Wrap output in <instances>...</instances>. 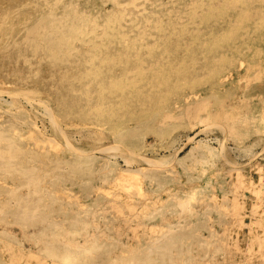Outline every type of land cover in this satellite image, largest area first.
<instances>
[{"label":"rangeland","instance_id":"374dc122","mask_svg":"<svg viewBox=\"0 0 264 264\" xmlns=\"http://www.w3.org/2000/svg\"><path fill=\"white\" fill-rule=\"evenodd\" d=\"M132 1L0 0V264H50L35 238L63 256L93 240L117 264L124 249L153 254L154 245L172 258L154 264H264V0ZM47 7L58 32L36 49ZM62 13L83 15L75 26L89 36L64 39ZM26 34L38 35L33 45ZM61 35L60 48L52 41ZM127 170L137 185L116 187ZM196 188L202 195L188 204ZM29 205L34 218L10 215ZM43 217L63 223V234L54 239L49 226L41 235Z\"/></svg>","mask_w":264,"mask_h":264},{"label":"bare ground","instance_id":"6f19581e","mask_svg":"<svg viewBox=\"0 0 264 264\" xmlns=\"http://www.w3.org/2000/svg\"><path fill=\"white\" fill-rule=\"evenodd\" d=\"M59 1V0H58ZM134 1V0H133ZM132 1V2H133ZM225 1V0H224ZM243 1V0H242ZM55 2H56V0H55ZM104 2V1H103ZM131 2V3H132ZM228 2V1H227ZM261 2V1H260ZM54 3V2H53ZM116 3V2H115ZM127 3V2H126ZM188 3H190V2H188ZM199 3V2H198ZM208 3V2H207ZM217 3V2H216ZM129 4V3H128ZM191 4V3H190ZM195 4V3H194ZM203 4V3H202ZM54 5V4H53ZM75 6L77 5V4H74ZM210 5V4H209ZM212 5V4H211ZM231 5V4H230ZM250 5H251V3H250ZM259 5V4H258ZM72 6V5H71ZM155 6V5H154ZM194 6H196V5H194ZM235 6V5H234ZM252 6V5H251ZM254 6V5H253ZM65 8L67 9L68 8V6L66 7V5H65ZM106 8V7H105ZM104 8V9H105ZM190 8V7H189ZM198 8V7H197ZM229 8V7H228ZM238 8H239V6H238ZM41 9H43V8H41ZM143 9V8H142ZM188 9V8H187ZM210 9V8H209ZM47 12L42 16V20H40V26H39V28H42V33H37V34H39V38H38V40H37V42H36V44L34 45V47L36 48V49H38V47L40 46V44L42 43V41H44V40H46V42H48V43H50V32L51 33H53V31L56 29V27L58 28V21H55L54 20V18H53V16L54 15H52L51 14V12H50V8H48L47 7ZM64 10V9H63ZM70 10V9H69ZM191 10V9H190ZM189 10V11H190ZM204 10V9H203ZM203 10H201V12L203 11ZM215 10V9H214ZM228 10V9H227ZM241 10V9H240ZM66 11V10H65ZM71 11V10H70ZM125 11V10H124ZM186 11V10H185ZM211 11H212V9H211ZM168 12H169V10H168ZM167 12V13H168ZM191 12V11H190ZM209 12H210V10H209ZM87 13V12H86ZM98 13V12H97ZM170 13V12H169ZM200 13V12H199ZM80 14V13H79ZM79 14H78V17H76V18H73L71 15H69L68 13L67 14H65V15H63V13L61 14V16H62V20H63V22H65V25L67 26V28L69 27V30H68V32H67V35H65V37H64V39H66V38H68V37H71V38H73V39H77V38H81V37H87V36H89V34H90V32L92 31V29L90 30L89 28H82V27H78V26H75V23L76 22H78V21H83L85 18H84V16L83 15H80L79 16ZM192 14V13H191ZM201 14V13H200ZM228 14V13H227ZM236 14V13H235ZM86 15V14H85ZM88 15V14H87ZM121 15V14H120ZM169 15V14H168ZM224 15V14H223ZM263 15V14H262ZM3 16V15H2ZM60 16V17H61ZM96 16H98V15H96ZM127 16V15H126ZM135 16V15H134ZM190 16V15H189ZM196 16V15H195ZM209 16V15H208ZM212 16V15H211ZM220 16V15H219ZM218 16V17H219ZM57 17V16H56ZM94 17V16H93ZM92 17V18H93ZM116 17V16H115ZM122 17V16H121ZM205 17H207V16H205ZM204 17V18H205ZM213 17V16H212ZM262 17V16H261ZM118 18H120V17H118ZM190 18H192V17H190ZM201 18V17H200ZM87 19H89L88 18V16H87ZM115 19V18H114ZM218 19V18H217ZM225 19H227V18H225ZM117 21H118V19H116ZM144 20H146V19H144ZM190 20V19H189ZM193 20V19H192ZM212 20H214V19H212ZM114 21V20H113ZM250 21H251V19H250ZM91 22V21H90ZM107 22V21H106ZM37 23H38V21H37ZM112 23H114V22H112ZM131 23V22H130ZM155 23V22H154ZM223 23V22H222ZM61 24V23H60ZM186 24H188V23H186ZM37 25V24H36ZM63 25V24H62ZM95 25V24H94ZM93 25V27H95ZM180 25V24H179ZM61 26V25H60ZM64 26V25H63ZM197 26V25H196ZM65 27V26H64ZM155 27V26H154ZM183 27V26H182ZM225 27V26H224ZM109 28V27H108ZM113 28H114V26H113ZM156 28V27H155ZM34 29V28H33ZM32 29V30H33ZM181 29V28H180ZM26 30H28V28L26 29ZM39 30V29H38ZM37 30V31H38ZM59 30V29H58ZM61 30V29H60ZM107 30V29H106ZM115 30V29H114ZM190 30V29H189ZM199 30V29H198ZM29 31V30H28ZM181 31H182V29H181ZM32 32V31H31ZM55 32H56V30H55ZM58 32V31H57ZM56 32V33H57ZM61 32V31H60ZM105 31H103V33H104ZM194 32V31H193ZM192 32V33H193ZM27 34H28V32H26ZM64 33V32H63ZM107 33V32H106ZM198 33V32H197ZM27 34H26V36H27ZM35 35V36H27L26 37V40H25V42L28 44V45H33L34 43H35V41H36V36H38V35ZM41 34V35H40ZM104 35V34H103ZM212 35V34H211ZM210 35V36H211ZM62 36V35H61ZM81 36V37H80ZM164 36V35H163ZM99 37V36H98ZM140 37V36H139ZM168 37H169V35H168ZM60 39L59 40H54V41H52V43L53 44H57L58 42H60L62 39H63V36L62 37H59ZM62 38V39H61ZM97 38V37H96ZM115 38V37H114ZM55 39H57V37L55 38ZM68 39H70V38H68ZM67 39V41L69 42V40ZM93 39V36L91 37H88V39H85V41L86 42H88V41H91ZM126 40V39H125ZM151 40V39H150ZM82 41V40H81ZM152 41V40H151ZM62 42V41H61ZM73 42V41H72ZM97 43V42H96ZM113 43V42H112ZM67 44V42L65 43V45ZM70 44V43H69ZM100 44V43H99ZM58 45H60V48H61V44H59L58 43ZM152 45V44H151ZM156 45V44H155ZM67 46V45H66ZM145 46V45H144ZM65 47V46H64ZM152 47V46H151ZM163 47V46H162ZM102 49H104V48H102ZM150 49V48H149ZM74 50V49H73ZM99 50V49H98ZM138 51V50H137ZM59 52H60V50H59ZM89 53V52H88ZM64 54V53H63ZM69 54V53H68ZM61 58V57H60ZM78 59V58H77ZM90 59H91V57H90ZM141 59V58H140ZM163 60V59H162ZM67 61V60H66ZM143 62V61H142ZM168 62V61H167ZM179 62V61H178ZM69 63V62H68ZM87 63V62H86ZM165 63H166V61H165ZM163 65V64H162ZM179 65V64H178ZM172 66V65H171ZM170 67V66H169ZM174 68V67H173ZM88 69V68H87ZM141 69V68H140ZM139 69V70H140ZM156 69H158V68H156ZM155 70V69H154ZM166 70H168V68L166 69ZM95 71V70H94ZM170 71V70H169ZM143 72V71H142ZM155 72H157V71H155ZM138 73V72H137ZM97 75V74H96ZM150 75V74H149ZM155 75V74H154ZM226 76V75H225ZM135 77V76H134ZM157 77V76H156ZM133 79V78H132ZM149 79H151V77L149 78ZM142 81V80H141ZM139 82V81H138ZM161 82V81H160ZM226 83V82H225ZM180 85V84H179ZM128 86V85H127ZM114 87V86H113ZM117 87V86H116ZM115 87V88H116ZM118 88V87H117ZM150 88V87H149ZM154 88V87H153ZM174 88V87H173ZM190 88V87H189ZM70 89V88H69ZM39 91H41V90H39ZM80 91V90H79ZM42 92V91H41ZM41 92H39V93H41ZM154 95V94H153ZM251 95V94H250ZM164 96V95H163ZM148 97V96H147ZM1 98V97H0ZM208 99V98H207ZM158 100V99H157ZM205 100H206V98H205ZM159 101V100H158ZM157 101V102H158ZM207 102V101H206ZM208 102H209V100H208ZM210 102H212V99L210 100ZM233 104V103H232ZM116 105H118V104H116ZM102 106V105H101ZM18 108V107H17ZM19 109V108H18ZM14 111V110H13ZM223 111V110H222ZM186 116V115H185ZM200 116V115H199ZM180 117V116H179ZM159 118V117H158ZM183 118V117H182ZM26 119V118H25ZM231 119V118H230ZM229 119V120H230ZM176 120H177V118H176ZM24 122V121H23ZM229 123H230V121H228ZM165 124H166V122H165ZM191 124V123H190ZM195 124H198V125H209V124H205V122H203V121H201V120H198ZM35 125V124H34ZM73 125V124H72ZM236 126V125H235ZM234 126V128H236ZM226 127H228V126H226ZM230 127V126H229ZM232 127V126H231ZM34 128V127H33ZM161 128V127H160ZM233 128V129H234ZM243 128V127H242ZM168 129V128H167ZM166 129V130H167ZM14 130V129H13ZM235 130V129H234ZM15 131V130H14ZM165 131V130H164ZM262 131V130H261ZM228 134H229V137H232L233 139H235L236 141H238V139H237V137H236V135H235V131H233V130H229L228 129ZM37 133V132H36ZM237 133V132H236ZM263 133V132H262ZM159 134V133H158ZM162 134V133H161ZM164 134V133H163ZM238 134V133H237ZM241 134H242V132H241ZM247 134V133H246ZM1 137H3V135H1ZM31 137V136H30ZM29 137V138H30ZM32 137H35V136H33L32 135ZM4 138H6V139H8V138H10V137H3L2 139H4ZM21 138V137H20ZM24 138V137H23ZM37 138V137H36ZM35 138V139H36ZM241 138V137H240ZM1 139V138H0ZM11 139V138H10ZM14 138H12V140H13ZM38 140H36V141H34V144H37L38 142H40L39 141V135H38V138H37ZM43 139V138H42ZM111 139V138H110ZM122 140V139H121ZM43 141H44V139H43ZM42 141V142H43ZM197 141V140H196ZM19 142V141H18ZM50 141H48V143H49ZM58 142V141H57ZM11 143V140H7L6 141V143L5 144H7V145H5L6 146V149L7 150H5L6 151V153L7 152H11V151H13V148L11 149L10 148V150H9V148H7L8 146H9V144ZM41 143V142H40ZM107 143V142H106ZM42 144V143H41ZM16 145V144H15ZM27 145V144H26ZM42 145H44V142H43V144ZM72 145V144H71ZM71 145H69L70 147H71ZM220 146L218 147V148H216V152H217V154H219V155H223V153L225 152H227L228 150H229V148H228V146L226 147L225 146V144H219ZM36 146H38V145H36ZM50 146H51V143H50ZM58 146V145H57ZM34 147H35V145H34ZM33 147V148H34ZM55 147V146H54ZM65 147V146H64ZM2 148H4V145H3V147ZM36 148H39V147H36ZM51 148V147H50ZM73 148V147H72ZM227 148H228V150H227ZM35 149V148H34ZM41 149H43L42 148V146H41ZM47 149V148H46ZM16 150V149H15ZM18 150V149H17ZM32 150V149H31ZM20 151H22L21 149H20ZM25 150H23V152H24ZM48 151V150H47ZM47 151L46 152H44V153H47ZM72 151V150H71ZM76 151V150H75ZM2 152H4V149H1L0 150V157H3L4 156V153L2 154ZM27 152V151H26ZM34 152V151H33ZM145 152V151H144ZM37 153V152H36ZM108 153V152H107ZM111 153V152H110ZM113 153V152H112ZM123 153V152H122ZM213 153H214V151H213ZM32 154V153H31ZM212 153H211V151H209V153H208V156L206 155V158L204 159V161H205V163L206 162H208V161H210V155H211ZM81 155V154H80ZM80 155H76L75 157L76 158H80ZM21 156V155H20ZM83 156V155H82ZM86 156V155H85ZM92 156L91 155H88V156H86L85 158H87V159H90ZM95 157H96V155H95ZM125 157V156H124ZM213 157H214V155H213ZM10 159V158H9ZM92 159V158H91ZM34 160V159H33ZM79 160V159H78ZM17 161V160H16ZM57 161V160H56ZM80 161V160H79ZM127 161V160H126ZM19 162V161H18ZM21 162V161H20ZM82 162V161H81ZM84 162V161H83ZM82 162V163H83ZM90 162V161H89ZM66 163H67V161H66ZM116 163V162H115ZM58 164V163H57ZM80 164V163H79ZM85 164V163H84ZM231 164H232V162H231V160L230 159H226L225 160V162H224V165H225V167H227V168H229L230 166H231ZM27 165V164H26ZM18 166H20V165H18ZM66 166V165H65ZM72 166H74V165H72ZM115 166V165H114ZM234 166V165H233ZM9 167H11V166H9ZM68 167V166H67ZM66 167V168H67ZM85 167V166H84ZM148 167V166H147ZM232 167V166H231ZM29 168V167H28ZM51 168H52V166H51ZM54 168V167H53ZM56 168H57V166H56ZM63 168V167H62ZM62 168H59V169H62ZM86 168H88V167H86ZM13 169V168H12ZM15 169V168H14ZM34 169V168H33ZM55 169V168H54ZM78 169H79V167H78ZM120 169V168H119ZM126 169V168H125ZM134 169V168H133ZM140 169V168H139ZM1 170V169H0ZM51 170V169H50ZM70 170V169H69ZM80 170V169H79ZM14 171V170H13ZM25 171V170H24ZM27 171V170H26ZM65 171V170H64ZM73 171V170H72ZM126 171V170H125ZM128 171V170H127ZM137 170H130V172L128 171V173H127V175L126 176H124V175H121L120 177H118V178H116L115 179V181H116V184H115V182L113 183V184H115V186L116 187H118V186H120V187H122L123 188V186L122 185H124V186H130V188H131V186H133L134 184H135V182H136V180H138L139 179V176H138V172H136ZM139 171H141V170H139ZM29 172V171H28ZM34 172V175H35V172L36 171H33ZM44 172H46V171H44ZM50 172V171H49ZM66 172V171H65ZM64 172V173H65ZM107 172V171H106ZM124 172V171H123ZM17 173V172H16ZM23 173V172H22ZM31 173V172H30ZM42 173H43V171H42ZM51 173V172H50ZM50 173H48V174H50ZM63 173V174H64ZM86 173V172H85ZM121 173V172H120ZM119 173V174H120ZM238 173V172H237ZM29 174V173H28ZM27 174V175H28ZM51 174H53V173H51ZM75 174V173H74ZM103 174V173H102ZM107 174V173H106ZM14 175V174H13ZM44 175V174H43ZM45 175H46V173H45ZM44 175V176H45ZM97 175V174H96ZM141 175H143V174H141ZM37 176V175H36ZM35 176V177H36ZM39 176V175H38ZM43 176V177H44ZM52 176H54V175H52ZM102 176V175H101ZM144 176V175H143ZM142 176V177H143ZM48 177V176H47ZM150 177H153V176H150ZM40 178V177H39ZM42 178V177H41ZM49 178V177H48ZM57 178V177H56ZM101 178V177H100ZM103 178V177H102ZM33 179V178H32ZM59 179V178H58ZM104 179H105V177H104ZM114 179V178H113ZM113 179H111V181L113 180ZM38 180V179H37ZM46 180V179H45ZM143 180V179H142ZM32 181V180H31ZM33 181H34V179H33ZM40 181H42V180H40ZM52 181V180H51ZM54 181V180H53ZM102 181V180H101ZM100 181V182H101ZM35 182V181H34ZM34 182H32V184L34 183ZM41 183H43V181L41 182ZM49 183V182H48ZM47 183V184H48ZM36 184V183H35ZM252 184V183H251ZM31 185V184H30ZM137 185V184H136ZM136 185H134V186H136ZM140 185V184H139ZM138 185V186H139ZM242 185V184H241ZM253 185V184H252ZM26 186H28V185H26ZM35 186V185H34ZM39 186V185H38ZM51 186V185H50ZM31 187V186H30ZM32 187H33V185H32ZM29 188V187H28ZM27 188V189H28ZM47 188V187H46ZM45 188V189H46ZM50 188V187H49ZM53 188V187H52ZM133 188V187H132ZM142 188V187H141ZM40 189H42V188H40ZM95 189V188H94ZM124 189L126 190L125 192L127 193V190L129 189V187H128V189L126 188V187H124ZM244 189V188H243ZM32 190V189H31ZM44 190V189H43ZM56 190V189H55ZM103 190H106V189H103ZM256 190V189H255ZM35 191H36V189H35ZM129 191V190H128ZM250 191V190H249ZM28 192V191H27ZM27 192H25V194H30L29 192L27 193ZM53 192V191H52ZM107 192V191H106ZM109 192V191H108ZM201 191H200V189H198V188H196V189H194V190H191V192L188 194V198H187V203L188 204H191L193 201H196V200H198L199 198H200V196L202 195L201 193H200ZM44 193H45V191H44ZM51 193V192H50ZM49 193V194H50ZM62 193V192H61ZM38 194H40L39 192H38ZM49 194H47V196L49 195ZM56 194V193H55ZM138 194V193H137ZM19 195V194H18ZM17 195V196H18ZM33 195V194H32ZM109 195V194H108ZM111 195H114V193L113 194H111ZM28 196V195H27ZM37 196V195H36ZM75 196V195H74ZM175 197V196H174ZM258 197H259V195H258ZM3 198V197H2ZM32 198V197H31ZM54 198V197H53ZM180 198V197H179ZM236 198V197H235ZM6 199V198H5ZM18 199H19V197H18ZM76 199V198H75ZM178 199V198H177ZM236 199H238V198H236ZM257 199V198H256ZM2 200V199H1ZM4 200V199H3ZM12 200V199H11ZM38 200V199H37ZM160 200V199H159ZM39 201V200H38ZM51 201V200H50ZM175 201V200H174ZM183 201V200H182ZM181 201V202H182ZM18 204H20V203H22V202H20L19 200H18ZM31 202H33V201H31ZM49 202V201H48ZM47 202V203H48ZM184 202V201H183ZM8 204V203H7ZM15 204V203H14ZM18 204H17V206H18ZM80 204V203H79ZM38 205V204H37ZM48 205H49V203H48ZM241 205V204H240ZM239 205V206H240ZM17 206H16V208H17ZM28 206V205H27ZM133 206V205H132ZM256 206V205H255ZM14 207V206H13ZM20 207V206H19ZM40 207V206H39ZM165 207V206H164ZM163 207V208H164ZM177 207V206H176ZM180 207V206H179ZM189 207V206H188ZM187 207V208H188ZM222 207V206H221ZM41 208H43V207H41ZM78 208V207H77ZM161 208V207H160ZM162 208V209H163ZM166 208V207H165ZM181 208V207H180ZM179 208V209H180ZM252 208V207H251ZM19 209V208H18ZM21 209V208H20ZM147 209V208H146ZM153 209V208H152ZM5 210V209H4ZM10 210H12V209H10ZM37 210H38V207L37 206H35V205H29V209H25V208H22V210H21V212H20V210H18V211H16L14 214H10V215H12V218L14 219L15 217L16 218H20V213H23L24 212V217H33L34 218V216L35 215H37ZM156 210V209H155ZM148 211V210H147ZM146 211V212H147ZM162 211V210H161ZM254 211V210H253ZM262 211V210H261ZM2 212V211H1ZM53 212V211H52ZM145 212V213H146ZM149 212V211H148ZM147 212V213H148ZM3 213H4V211H3ZM51 213V212H50ZM50 213H48V211H47V213L46 214H44L45 216V219L47 220V221H49L50 220ZM152 214V213H151ZM1 215V214H0ZM76 215V214H75ZM143 215V214H142ZM159 215H161L160 213H159ZM233 215V214H232ZM5 216V215H4ZM60 216V215H59ZM66 216V215H65ZM148 216H150V215H148ZM147 216V217H148ZM168 216V215H167ZM2 217V216H1ZM23 217V218H24ZM44 217L42 218L43 219V224H41L42 225V229L40 230V232L39 233H41V235L44 233V230H47L48 228H49V226H51L50 228V231H49V233L48 234H51V235H49V236H53L54 237V239L55 238H58L59 236H61L63 233H61V232H64V231H62L63 229H64V227L62 226V224H59L58 222H60L59 220H55V221H52V222H50V223H48L47 225H44V223H45V219H44ZM61 218V217H60ZM62 218L63 219H66L67 220V218H65V217H63L62 216ZM140 218V217H139ZM139 218H138V220H139ZM182 218V217H181ZM186 218V217H185ZM2 219V218H1ZM143 219V218H142ZM259 219V218H258ZM22 220V219H21ZM141 220V219H140ZM139 220V221H140ZM167 220V219H166ZM20 221V220H19ZM68 221V223H71L72 222V219H68L67 220ZM74 222V221H73ZM142 222H143V220H142ZM139 223V222H138ZM141 224V223H140ZM167 224V223H166ZM71 225V224H70ZM195 225V224H194ZM191 226V225H190ZM256 226H258V225H256ZM177 226H175L174 228H176ZM78 228H80V227H78ZM182 228V227H181ZM66 229V228H65ZM81 229V228H80ZM172 229V228H171ZM184 229V228H183ZM187 229V228H186ZM66 231H68V229L66 230ZM78 231H80V230H78ZM78 231L76 230V229H71L70 228V232H71V235H73L74 237H75V235L74 234H77L78 233ZM117 231V230H116ZM158 231V230H157ZM166 231V230H165ZM175 231V230H174ZM9 232V231H8ZM186 232V231H185ZM4 233V232H3ZM158 233H159V231H158ZM157 233V234H158ZM161 233H163V232H161ZM165 233V232H164ZM176 233V232H175ZM175 233H174V235H175ZM184 233V232H183ZM183 233L182 234H180V235H183ZM186 234V233H185ZM184 234V235H185ZM8 235V234H7ZM65 235V234H64ZM97 235V234H96ZM173 235V236H174ZM178 235V234H177ZM10 236V235H9ZM176 236V235H175ZM190 236V235H189ZM210 236V235H209ZM259 236V235H258ZM4 237V236H3ZM63 237V236H62ZM66 237V236H65ZM101 237V236H100ZM34 238V237H33ZM91 238V237H90ZM92 238H94V237H92ZM192 238V237H191ZM256 238V237H255ZM105 239V238H104ZM156 238L154 237V240H155ZM165 239H167V238H165ZM35 240V242L37 243V245H38V249H37V251L36 252H38V253H40L41 254V259H45L47 262L48 261H50V264H57L59 261H60V263H64V264H117V263H115L116 262V260L115 259H113V260H111L110 262H106L104 259H106L105 258V256L103 257V255L102 254H100L99 253V251H98V249L96 250H93L92 249V247L94 246V244H93V240L92 241H89V243L87 244V245H82V244H76V245H74V248H73V250H72V252H68L69 254L68 255H66V256H63V250L61 249V250H58V249H56V247L57 246H55V245H53L50 241L51 240H49L48 238L46 239V240H44V239H38V238H35L34 239ZM44 240V241H43ZM99 240V239H98ZM113 240H115V239H113ZM164 240V239H163ZM168 240V239H167ZM61 241V240H60ZM84 241V240H83ZM119 241V240H118ZM147 241V240H146ZM156 241V240H155ZM162 241V240H161ZM190 241V240H189ZM0 242H1V239H0ZM4 242V241H3ZM40 242H42L41 243V245H39V243ZM54 243H56L55 241H53ZM62 242V241H61ZM141 242V241H140ZM145 242V241H144ZM149 242V241H148ZM151 242V241H150ZM19 243V242H18ZM64 243V242H63ZM152 243V242H151ZM155 243V242H154ZM159 243V242H158ZM20 244V243H19ZM61 244V243H60ZM113 244V243H112ZM130 244V243H129ZM2 245H3V243H2ZM14 245V244H13ZM89 245V246H88ZM96 245V244H95ZM117 245V244H116ZM120 245V244H119ZM134 246H135V244H133ZM139 245V244H138ZM4 246V245H3ZM2 246V247H3ZM5 246H6V244H5ZM97 246V245H96ZM124 246V245H123ZM146 246H150L149 245V243H148V245H146ZM183 246V245H182ZM8 247V246H7ZM17 249H19L18 250V252H16V253H18V255H19V253H21L22 251H24V249L21 247V246H15ZM14 246H11L10 248V250L12 251V250H16V248H15ZM125 247V246H124ZM4 248V247H3ZM2 248V249H3ZM6 248V247H5ZM4 248V249H5ZM126 248H128V247H126ZM151 248V249H150ZM149 249L151 250V251H153L154 253V255L153 254H151L150 252H148V253H146V252H144L143 250H144V248L142 247H130V248H128V249H124L123 250V252L122 253H119V254H121L120 255V257H119V260L120 261H122V264H154L155 262H157V261H162V262H164V263H169V262H172V258H171V256L169 255V254H167L166 255V253H164V251H162L161 250V247H157V245L155 246H151ZM2 249H1V251H2ZM148 249V250H149ZM10 250L8 251V253L10 254L9 255V257L10 256H13V255H15V254H13L12 255V253L14 252V251H12V252H10ZM146 250V249H145ZM173 250V249H172ZM4 251H7L6 249L4 250ZM4 251H3V253H4ZM117 251V250H116ZM147 251V250H146ZM176 251V250H175ZM121 252V251H120ZM189 252V251H188ZM2 253V254H3ZM108 253V252H107ZM178 253V252H177ZM6 254V253H5ZM109 254V253H108ZM114 254H116V253H114ZM17 255V254H16ZM105 255V254H104ZM107 255V254H106ZM109 255H111L112 256V254H109ZM118 255V254H117ZM22 256L23 255H21L19 258H20V260L22 259ZM25 256V255H24ZM23 256V257H24ZM35 256V255H34ZM1 257V256H0ZM2 257H3V255H2ZM14 257V256H13ZM28 257L30 258V260L32 259L31 258V255H28ZM27 257V258H28ZM261 257V256H260ZM18 258V259H19ZM28 258V259H29ZM37 258V257H36ZM39 258V257H38ZM111 258V257H110ZM16 259V258H15ZM34 259V258H33ZM184 259V258H183ZM187 259V258H186ZM1 260V259H0ZM37 260V259H36ZM35 260V261H36ZM11 261H13L14 262V260H13V258H11ZM19 261V260H18ZM26 261H27V259H26ZM42 261V260H41ZM40 261V262H41ZM46 261H43V262H46ZM115 261V262H114ZM250 261V260H249ZM10 262V261H9ZM12 262V263H13ZM17 262V261H16ZM39 262V263H40ZM178 262V261H177ZM185 262V261H184ZM11 263V262H10ZM15 263V262H14ZM13 263V264H14ZM29 263V262H28ZM59 263V264H60ZM9 264V263H8ZM16 264V263H15ZM17 264H18V262H17ZM24 264V263H23ZM40 264H42V262L40 263ZM45 264V263H44Z\"/></svg>","mask_w":264,"mask_h":264}]
</instances>
